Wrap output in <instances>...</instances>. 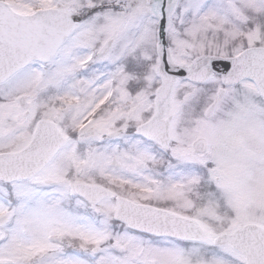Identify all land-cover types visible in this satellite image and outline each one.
<instances>
[{
  "label": "snow or ice",
  "instance_id": "snow-or-ice-1",
  "mask_svg": "<svg viewBox=\"0 0 264 264\" xmlns=\"http://www.w3.org/2000/svg\"><path fill=\"white\" fill-rule=\"evenodd\" d=\"M0 264H264V0H0Z\"/></svg>",
  "mask_w": 264,
  "mask_h": 264
}]
</instances>
